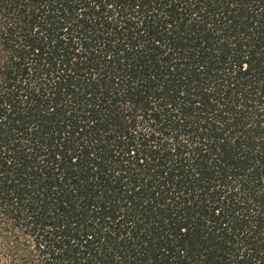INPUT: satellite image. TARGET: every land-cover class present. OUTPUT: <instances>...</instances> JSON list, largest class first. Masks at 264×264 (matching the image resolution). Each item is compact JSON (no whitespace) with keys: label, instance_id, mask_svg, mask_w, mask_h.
I'll list each match as a JSON object with an SVG mask.
<instances>
[{"label":"trees","instance_id":"16d2710c","mask_svg":"<svg viewBox=\"0 0 264 264\" xmlns=\"http://www.w3.org/2000/svg\"><path fill=\"white\" fill-rule=\"evenodd\" d=\"M0 264H264V0H0Z\"/></svg>","mask_w":264,"mask_h":264}]
</instances>
